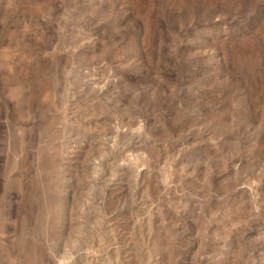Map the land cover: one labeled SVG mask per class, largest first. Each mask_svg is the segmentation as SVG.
<instances>
[{"label": "rangeland", "instance_id": "obj_1", "mask_svg": "<svg viewBox=\"0 0 264 264\" xmlns=\"http://www.w3.org/2000/svg\"><path fill=\"white\" fill-rule=\"evenodd\" d=\"M0 264H264V0H0Z\"/></svg>", "mask_w": 264, "mask_h": 264}]
</instances>
